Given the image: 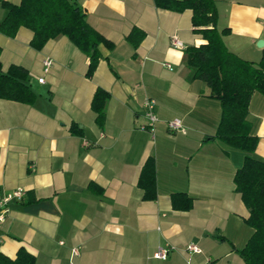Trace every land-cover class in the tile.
<instances>
[{
	"label": "crops",
	"instance_id": "crops-1",
	"mask_svg": "<svg viewBox=\"0 0 264 264\" xmlns=\"http://www.w3.org/2000/svg\"><path fill=\"white\" fill-rule=\"evenodd\" d=\"M75 1L110 44H98L90 76L88 56L64 35L35 49L26 27L13 36L0 33L2 70L24 67L34 93L30 103L0 98V196L24 189L0 221V252L14 257L23 247L40 264H244L237 249L252 229L233 185L244 152L209 136L220 103L185 61L184 47L202 41L191 10L173 12L153 0ZM215 3L217 27L228 28L224 44L257 62L264 51L258 45L264 0ZM4 14L0 5V20ZM134 27L143 32L136 46L127 39ZM171 35L183 46L173 47ZM46 56L52 64L45 72ZM97 88L108 93L101 124L91 107ZM145 98L155 101L158 120L151 128ZM247 107L257 137L253 153L264 159V94L253 92ZM173 118L181 119L183 131L167 128ZM149 155L154 200L143 199L137 185ZM180 191L191 198L190 208L173 206L171 194ZM190 242L201 251L188 255ZM168 245L164 259L153 256Z\"/></svg>",
	"mask_w": 264,
	"mask_h": 264
},
{
	"label": "trees",
	"instance_id": "trees-1",
	"mask_svg": "<svg viewBox=\"0 0 264 264\" xmlns=\"http://www.w3.org/2000/svg\"><path fill=\"white\" fill-rule=\"evenodd\" d=\"M159 8L174 11L191 10L192 29L201 35L202 41L184 47L185 61L192 69V76L201 79L207 86V94L220 103V118L214 134L229 148L244 152L241 165L233 174L234 190L240 195L248 210L245 222L252 233L244 246L237 249L244 264H264V159L254 152L257 137L251 132L247 120L248 104L253 92L264 94V51L257 62L246 60L231 51L223 42L227 27L218 28L215 0H153ZM5 14L0 20V33L13 36L19 27L32 31L30 45L41 48L57 35L70 39L88 56L87 75L94 71L100 58L99 43L108 41L85 21V12L75 0H20L12 3L0 0ZM143 36L134 27L127 35L133 46ZM110 46V44H108ZM1 49V48H0ZM27 71L20 65H10L2 70L0 64V98L30 103L34 93L25 82ZM108 93L97 88L91 100L96 112V121L102 123L104 103ZM79 132L80 128L72 126ZM137 185L142 198L156 197V177L153 156L149 155L138 175ZM183 202L178 203L180 199ZM174 207L188 209L191 198L185 193L171 194ZM0 264H40L33 254L20 247L14 257L0 252Z\"/></svg>",
	"mask_w": 264,
	"mask_h": 264
},
{
	"label": "built area",
	"instance_id": "built-area-1",
	"mask_svg": "<svg viewBox=\"0 0 264 264\" xmlns=\"http://www.w3.org/2000/svg\"><path fill=\"white\" fill-rule=\"evenodd\" d=\"M170 44L173 47H182L183 43L176 37V35H171L170 37ZM52 59L48 56L44 57L42 60V68L43 71H48L51 67ZM169 67V64H166ZM38 82H43V77H38ZM154 104L155 101L152 98H145L144 99V115L148 121L147 127L151 128L153 126V123H155L158 120V117L156 116L154 112ZM181 119L179 118H173L171 120H168L166 122V126L170 131H183L184 125L181 123ZM24 193V189L22 187L15 188L2 196H0V221L3 220L4 215L7 211V203L11 200H18L22 197ZM186 253L188 255L192 253H199L201 251V248L195 244L194 242H190L186 244ZM170 250V246H158L157 249H155L153 256L155 258H161L164 259L167 256L168 251ZM73 252H76V249H73Z\"/></svg>",
	"mask_w": 264,
	"mask_h": 264
},
{
	"label": "water",
	"instance_id": "water-1",
	"mask_svg": "<svg viewBox=\"0 0 264 264\" xmlns=\"http://www.w3.org/2000/svg\"><path fill=\"white\" fill-rule=\"evenodd\" d=\"M258 45H264V41L259 40V41H258Z\"/></svg>",
	"mask_w": 264,
	"mask_h": 264
}]
</instances>
